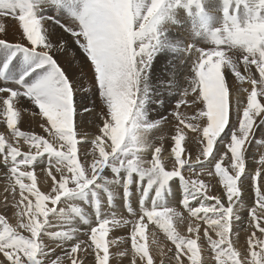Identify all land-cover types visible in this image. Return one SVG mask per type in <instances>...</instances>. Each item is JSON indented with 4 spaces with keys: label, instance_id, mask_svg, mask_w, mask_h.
<instances>
[{
    "label": "snow or ice",
    "instance_id": "obj_1",
    "mask_svg": "<svg viewBox=\"0 0 264 264\" xmlns=\"http://www.w3.org/2000/svg\"><path fill=\"white\" fill-rule=\"evenodd\" d=\"M3 17L18 21L20 35L19 42L7 39L8 26L0 22V172L12 194L3 206L18 221L14 227L0 215V264H86L80 254L110 264L113 246V258L155 264L150 225L174 245L160 248L167 259L159 264H205L204 248L216 264H264V221L257 215V208L264 213V156L250 169L246 155L264 125V0L218 6L214 0H0ZM185 21L191 27L180 34ZM193 52L185 75L176 61ZM177 89L170 115L150 116L157 94ZM89 96L91 107L78 102ZM24 113L36 118L39 134L20 129ZM89 117L94 131L81 124ZM173 122L166 162V137L157 144L150 133ZM202 176L217 178L222 191L211 195L213 185ZM246 181L255 206L242 255L233 237L243 220ZM118 194L127 216L114 211ZM78 202L95 213L89 219L72 207L88 226L83 237L75 226L52 230L53 220L70 219L60 205ZM185 221L194 235L178 230ZM117 229H127V237Z\"/></svg>",
    "mask_w": 264,
    "mask_h": 264
},
{
    "label": "rangeland",
    "instance_id": "obj_2",
    "mask_svg": "<svg viewBox=\"0 0 264 264\" xmlns=\"http://www.w3.org/2000/svg\"><path fill=\"white\" fill-rule=\"evenodd\" d=\"M216 12H218V10H216ZM220 14H222V13L220 12ZM10 18L13 19L12 17H10ZM181 18H182V20H184V14L183 13H181ZM13 23L18 24V21H14ZM190 27H191L190 22L189 21H185L183 23V26L181 27V30L180 31L181 32L183 31V33H185V31L188 30V29H190ZM181 32H180V34H182ZM177 34L178 33H176L175 31L173 32V35H177ZM198 46H204L203 45V42H201V44L198 45ZM209 47H210V45H209ZM183 55H184L185 59L184 60H179V62L176 61L177 64L179 65V67H183V66L184 67L185 66L190 67L191 66V63L194 62L195 59H196V53L195 52H193L191 54L184 53ZM187 55H191L192 56V60L189 61V62L187 60V57H188ZM169 63H171V62H169ZM164 67H165V63L164 62L161 63V64H159V65H157V67H156V75L157 76H159V75H161L163 73ZM187 67H186V69H187ZM253 71H254V66H253ZM257 76H258V74H257ZM179 79H180L179 80L180 84H182L183 87H187V82H186V79H185V75H181ZM230 82H231V79H230ZM246 85L247 84H245V87H249L250 88L249 85H247V86ZM89 87H91V86L89 85ZM176 93H178V94H176ZM81 95H83V93H81ZM157 95H158V99H156V102L154 104H152V105L149 106L150 116H152V117H155V116L158 117L159 113H162L165 116H169L170 113H171V111H172V109L175 106V103L179 99V95H180L179 89H177L176 91H173V92H164L163 93V98H162V95H159V94H157ZM164 95H166V97H164ZM171 95H173V97H174V99H172V100H171ZM164 98H165V100H164ZM89 99L90 98H88L87 101H84V102L89 103ZM161 101H163V102H161ZM92 103H93V100H92ZM166 103L168 105L165 107L164 105ZM181 111L182 112H185L186 114H189V115L191 114L190 110H188L186 108H182ZM232 119L235 120V114L234 113H233ZM90 120H91V117L89 118V120L87 121V123H89L90 126L93 127V125L90 123ZM37 125H38V122H37L36 118L31 117L28 113H24L22 115L21 122L19 123L18 126L20 127V129L22 131H25V132H34V133L39 134L41 131H40L39 126H37ZM169 126H174V122H173V124L165 125L164 127H169ZM257 130H258V128H257ZM155 131L156 130H154L152 133H150V137L153 136V135H155ZM152 140H153L154 143L156 142V139H152ZM261 141H264V139L263 138H261V139L260 138H257L256 135H255V137L253 139V142L251 143V145H250L249 148L251 149V147L253 146V143L256 144V146H258V144ZM10 142L13 143V144H16L17 143V141H15V140H10ZM18 143L20 144L21 151H25L27 149V145H24L23 144V141H19ZM253 147H252V151H254V152L257 151V150H254ZM169 151H170L169 149L168 150H165L162 153V155H165V154L169 153ZM164 160L167 162L169 159L167 160V159L164 158ZM36 171H37V174H38V181H40V179H39V177L41 175L40 170L37 169ZM0 173H2V172H0ZM42 175H45V173H43ZM185 175H186L187 178H194L191 173H185ZM201 179H204L205 182H211V184L213 185V187L211 188V191H210V194L211 195H217L218 193H220L222 191L221 187L217 184V178L208 177V176H202ZM4 182H5V185L2 182H0V215H2V214L5 215L6 218L8 219V222L10 224L14 225L15 227H17L18 218L15 216V214H14V216L10 214L11 213L10 212V209H4V206H3L4 203L6 202L5 201V198L6 197H7V202L8 203H11V201H12V194H11V192H5V188L6 187H9V185L7 184V181L6 180H4ZM41 189L43 191H45V192L47 191V189H45L43 187H41ZM17 191H18V189H17ZM251 194H252V196L249 197L250 199L252 198L251 200L249 198H244L243 199V205L240 207V215H243V214H246L247 215L248 214V211L250 210V208L254 206V193H253V190L252 189H251ZM135 195L138 196L139 194L136 193ZM179 195H180V193L177 192L176 193L177 199H178ZM118 198H120V199L119 200H116V204L117 205H116V209L114 211L117 213L118 216L119 215L127 216L126 210L121 207V197H120L119 194L117 195V199ZM119 202H120V204H118ZM133 203H134V206H135V199L133 200ZM168 203H169V206H171V207H177L178 210H179V207L177 206L176 200H173L171 197H169L168 198ZM209 203H211V201H209ZM60 206L65 208L66 215L70 219L67 222H62V221H59V220H53L52 222H53V224L56 227L53 228L52 230H66L69 227L75 226V227H78L80 229V235H81V237H83V233L84 232H87L88 226L87 225H84V224H82V223L79 222V220L75 216V214L72 213V207L75 206V207L82 208L84 210L86 216L89 219H94V215H95L94 208L90 210V208H91L90 205L82 204V203H79V202L76 203L75 205H73V204L63 205L62 204ZM105 214L106 215H110V213H105ZM257 215L261 216L262 217V221H264V213H262L258 208H257ZM246 218H248V216H246ZM245 223L247 224L246 226L236 227V231L239 232V236L238 237H235V236L233 237L234 241H236L235 247L237 248V250L241 251L242 255L244 254V251H245L246 246H247V236H248V234L252 230V228L249 225L248 221L245 222ZM186 225H187V222L180 223V224L177 225L178 230L180 231V233L182 235H184V236L194 235V234H190L188 232L182 231V228L184 226H186ZM153 229H155V231H156L155 239L157 240V243L156 244H153L152 243L153 237H152L151 234H149L148 244H149L150 250L153 249V250H155L157 252V254L154 256V260H155V264H159V261L162 258L163 259H167L166 256L165 257H162L161 256V254H160V248L161 247H164L166 249H172V248H174V245H172L170 241H167V238L164 236V234L159 229H156L154 225H150L149 226V233H151ZM115 234L116 235H122V236L127 237L128 230L127 229H117V230H115ZM129 244H130V241H129ZM129 244H121L120 245V250H125L127 248H130V245ZM112 252H116L115 246H113L112 248H110V259L112 258V256H111V253ZM80 255L85 259L86 264H92L93 257L87 256L85 254H80ZM124 257L132 258L131 255L124 256ZM202 259L205 260V264H216L215 259H214V256L210 252V249L204 248V250L202 252Z\"/></svg>",
    "mask_w": 264,
    "mask_h": 264
},
{
    "label": "bare ground",
    "instance_id": "obj_3",
    "mask_svg": "<svg viewBox=\"0 0 264 264\" xmlns=\"http://www.w3.org/2000/svg\"><path fill=\"white\" fill-rule=\"evenodd\" d=\"M221 1V0H220ZM220 1L219 0H214V3L218 6L219 5V3H220ZM213 15H215V16H220L221 14H220V12L218 11V12H216V10H213ZM14 21H16V20H13V19H11L10 17H3V18H0V22H6V26H8V29H9V35H8V37H7V39H9V40H11V41H14V42H19L20 41V35H19V30H18V24H15V23H13ZM181 32V31H180ZM182 34H183V31L181 32ZM187 56H189V55H187ZM184 60V59H183ZM179 62V61H178ZM183 62V61H182ZM188 62H189V60H188ZM61 63H63V61H61ZM163 63V62H162ZM177 63V62H176ZM181 64V63H180ZM74 67H78V65H76V66H74ZM181 68H184L185 69V73H186V67H181ZM186 75V74H185ZM77 78H79V77H77ZM180 80V79H179ZM183 81V80H182ZM182 85V84H181ZM247 86V85H246ZM176 94H178V93H176ZM164 97H166V95H164ZM173 97V95H171V100L172 99H174V97ZM246 97V94H244V96H242V99H244ZM89 98H92V96H89ZM94 98V97H93ZM162 98H163V95H162ZM164 100H165V98H164ZM79 103H86V102H84V101H78ZM161 102H163V101H161ZM88 104V103H87ZM164 104V103H163ZM168 104L166 103L164 106L166 107ZM160 106V105H159ZM163 106V105H162ZM162 110V109H161ZM82 111V110H81ZM158 114V113H157ZM156 114V115H157ZM160 114V113H159ZM83 115V114H82ZM156 117V116H155ZM90 118V117H89ZM81 124H82V126L83 127H87V128H90V129H93L94 130V128L92 127V126H90V124L89 123H87V121H81ZM38 126V125H37ZM3 127L4 126H2V125H0V132H2L3 131ZM173 127L174 126H169V127H164L163 128V131H160V130H156L155 131V135H153V136H151L150 137V139H156V142L155 143H157V144H159L160 143V141L158 140V137L159 136H161V135H163V136H165L166 137V139L163 141V147H164V149L165 150H170V147H171V145H172V140H171V138H170V133L172 132V129H173ZM40 131H41V129H40ZM256 137L257 138H263L264 139V125H262L261 127H259L258 128V130H257V132H256ZM186 143H187V146H188V149L189 150H193L194 148H195V145L193 144V143H191V142H189V141H186ZM20 145V144H19ZM254 146V147H253ZM253 149L254 150H257V151H252V147H251V149L249 148L248 149V152H247V163H248V165H249V168L251 169L252 167H257V168H259V164H258V158L259 157H261V156H264V146H262V145H260V143L258 144V146H256V144H254L253 143ZM258 148V149H257ZM170 152V151H169ZM162 157H163V159L165 158V159H169V153H167V154H165V155H162ZM256 158L255 160L253 159V158ZM45 175H46V172H45ZM4 180H6L5 178H4V176H3V173H0V182H2L4 185H5V182H4ZM245 184H246V187H245V191H244V196H243V199L244 198H249V197H251L252 196V194H251V188H248L247 187V184H248V182L246 181L245 182ZM38 187H43V185L40 183V181H38ZM43 188H45V187H43ZM45 189H47V188H45ZM219 194V193H218ZM217 194V195H218ZM179 198V197H178ZM120 198H118L117 200H119ZM250 199V198H249ZM248 199V200H249ZM252 199V198H251ZM250 199V200H251ZM252 202V201H251ZM118 204H120V202L118 203ZM117 205V204H116ZM255 206V205H254ZM2 208V207H1ZM5 209V208H4ZM116 209V208H115ZM114 209V210H115ZM10 214L11 215H13L14 216V212L10 209ZM242 214V213H241ZM3 215V214H2ZM242 216V218H243V220H242V223L241 224H238L236 227H242V226H246L247 224L245 223V222H247L248 221V218H246V214H243V215H241ZM185 222H187V221H185ZM12 225V224H11ZM12 226H14V225H12ZM15 227V226H14ZM19 230V229H18ZM235 230H236V228H235ZM182 231H184V232H187V225L186 226H184L183 228H182ZM21 232H22V230H21ZM22 234H25V235H27L26 233H23L22 232ZM129 244V243H128ZM130 245V244H129ZM151 252H152V254L155 256L156 254H157V252L155 251V250H151ZM131 259L132 258H127V257H121V256H119L118 254L113 258H111L110 259V264H113V260H119V261H122V264H130V262H131Z\"/></svg>",
    "mask_w": 264,
    "mask_h": 264
},
{
    "label": "built area",
    "instance_id": "obj_4",
    "mask_svg": "<svg viewBox=\"0 0 264 264\" xmlns=\"http://www.w3.org/2000/svg\"><path fill=\"white\" fill-rule=\"evenodd\" d=\"M92 100H94V98H93V97L89 99V103H88V104H89V105H88L89 107H91V106H92ZM81 113L83 114V110L81 111Z\"/></svg>",
    "mask_w": 264,
    "mask_h": 264
}]
</instances>
